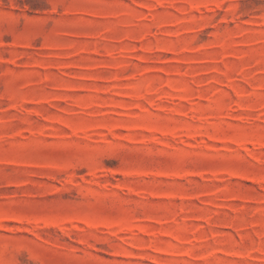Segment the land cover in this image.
<instances>
[{"label":"rangeland","instance_id":"374dc122","mask_svg":"<svg viewBox=\"0 0 264 264\" xmlns=\"http://www.w3.org/2000/svg\"><path fill=\"white\" fill-rule=\"evenodd\" d=\"M0 264H264V0H0Z\"/></svg>","mask_w":264,"mask_h":264}]
</instances>
